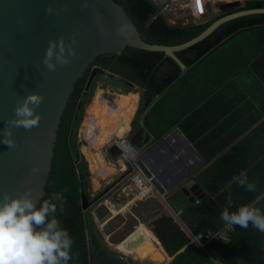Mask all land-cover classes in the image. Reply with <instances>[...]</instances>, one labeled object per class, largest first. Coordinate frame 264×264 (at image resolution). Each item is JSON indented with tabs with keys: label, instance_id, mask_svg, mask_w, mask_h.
Masks as SVG:
<instances>
[{
	"label": "crops",
	"instance_id": "0c3cea01",
	"mask_svg": "<svg viewBox=\"0 0 264 264\" xmlns=\"http://www.w3.org/2000/svg\"><path fill=\"white\" fill-rule=\"evenodd\" d=\"M245 33L255 34L256 40L229 45L239 34L218 46L194 67L182 69L186 79L164 97H153L147 107L137 87V93L128 94L112 85L98 89L103 95L104 92L112 95L115 107H110L103 95L101 101L118 114L113 116L111 131L97 138L95 148H101L105 161L114 165L116 172L101 182V187L108 184L102 194L106 193L104 198H108L103 204L112 214L110 231L102 232L93 220L120 264H126L119 259L124 252L113 246L122 244L137 228L152 234L153 239L148 240L153 251H158L162 257L150 255L155 264H170L175 256L194 244L192 228L181 218L184 209L201 205L206 198H211L210 209L204 208L203 212L220 214L228 198L232 201L229 211H234L251 197L254 198L248 203L251 205L263 200L264 31L242 34ZM140 105L143 113L135 122ZM126 107L134 108L126 134L130 140L141 130L139 165L152 178L154 187L164 199L155 195L138 196L140 193H133L135 185L130 180L121 185L126 166L108 154L107 146L114 138L117 116L125 117ZM81 134L86 141L83 127ZM109 135L112 137L107 142ZM85 141L82 142L83 153L89 163L90 150ZM107 157L111 160L107 161ZM90 168L89 163L91 173ZM241 171L255 183V191H246L232 182V176ZM119 176L121 178L117 179ZM185 189L186 194L182 192ZM164 216L178 225L188 238L186 245L175 254H170L154 233V222ZM130 260L132 264H142L136 255H130ZM212 264L222 263L213 261Z\"/></svg>",
	"mask_w": 264,
	"mask_h": 264
},
{
	"label": "water",
	"instance_id": "95a60500",
	"mask_svg": "<svg viewBox=\"0 0 264 264\" xmlns=\"http://www.w3.org/2000/svg\"><path fill=\"white\" fill-rule=\"evenodd\" d=\"M237 6L238 3L233 2L221 8ZM49 7L53 9L51 13L45 11ZM251 14H264V9L227 15L216 20L193 40L168 47L146 43L124 8L114 0H0V130L5 127L4 122L14 116V107L27 93L38 92L42 96L36 108V112L40 113L38 124L30 129L10 126L14 146L7 147L0 143V194L7 191L15 196L27 189L39 205L46 194L52 170L61 116L76 82L96 58L118 55L131 47L163 52L185 70L176 53L205 39L225 22ZM59 37L71 43L74 54L67 64H58L49 71L41 63V57L48 40ZM97 75L114 77L94 67L85 91H89ZM138 91L147 107L153 96L140 88ZM80 109L81 102L78 103L75 118ZM72 135L73 131L70 137ZM141 139L142 132L139 130L130 138V142L139 150ZM107 147L108 154L117 160L121 154L117 144L112 142ZM182 192L186 194V189ZM105 194L90 200L81 193L82 210L101 223L109 216L102 202ZM189 199L194 201V198ZM104 228L110 231L108 224ZM141 261L142 264L156 263L150 255Z\"/></svg>",
	"mask_w": 264,
	"mask_h": 264
},
{
	"label": "trees",
	"instance_id": "16d2710c",
	"mask_svg": "<svg viewBox=\"0 0 264 264\" xmlns=\"http://www.w3.org/2000/svg\"><path fill=\"white\" fill-rule=\"evenodd\" d=\"M121 5L148 44L174 47L185 44L200 36L216 20L245 10L264 9V0L247 1L243 7L230 8L217 19L198 26H173L158 14V8L150 0H114ZM246 31H264V14H251L225 22L212 34L195 45L176 53L187 68H192L215 48L228 43ZM94 67L101 68L114 76L97 75L89 91H85L90 72ZM180 66L163 52H153L137 48H126L118 55L99 56L79 79L68 99L57 131L52 170L42 200L52 198L58 203L56 218L72 237V259L69 264H120L115 254L108 248L101 232L89 212L81 206V193L89 197L87 187L90 180L89 163L78 142V132L83 118V109L89 101L95 83L100 78H109L125 88V93H137L135 87L150 93L153 97H164L171 89L184 81ZM81 109L75 118L78 103ZM143 113L139 106L134 121L138 122ZM73 131L72 137H70ZM253 197L246 199L248 204ZM41 200V201H42ZM40 201V202H41ZM62 202V211L60 203ZM211 198L201 205L190 206L182 211V220L192 228L194 234L216 231L225 223L219 213L211 211ZM255 207L264 212V198ZM212 216L209 220L208 217ZM195 217L200 218L195 219ZM191 220L198 223H192ZM200 220H204L201 221ZM154 233L163 247L175 254L186 243L185 233L170 218L162 217L154 222ZM264 264V233L251 225L247 229L236 225L232 241L227 244L209 242L204 248L190 244L179 253L170 264Z\"/></svg>",
	"mask_w": 264,
	"mask_h": 264
},
{
	"label": "clouds",
	"instance_id": "9594fccd",
	"mask_svg": "<svg viewBox=\"0 0 264 264\" xmlns=\"http://www.w3.org/2000/svg\"><path fill=\"white\" fill-rule=\"evenodd\" d=\"M45 11L51 13L53 9L49 7ZM73 54L71 43H66L63 37L49 39L41 63L51 71L58 64H67ZM41 101L42 96L38 92H29L16 104L14 116L7 119L5 127L0 130V143L13 147L15 141L11 127L30 129L38 124L40 113L36 112V108ZM231 179L246 191H255V183L249 181L243 171L234 174ZM231 205L232 201L228 198L220 212L222 222L243 229L251 225L264 233V212L260 208L243 204L229 211ZM57 208L58 203L51 197L37 206L27 189L15 196L7 191L0 194V264H69L73 258V240L56 218ZM60 208L62 211V202Z\"/></svg>",
	"mask_w": 264,
	"mask_h": 264
},
{
	"label": "built area",
	"instance_id": "2783aa9c",
	"mask_svg": "<svg viewBox=\"0 0 264 264\" xmlns=\"http://www.w3.org/2000/svg\"><path fill=\"white\" fill-rule=\"evenodd\" d=\"M158 8V14L163 16L170 25L173 26H198L207 24L224 14L228 9H222L221 6L237 2L240 8L247 1L252 0H150ZM119 147L121 154L117 159L126 166V179L136 183L139 192L145 193L144 196H159L164 199L154 187L152 178L148 177L139 165L140 153L135 148L125 134L122 138H114L113 141ZM111 142V143H112ZM236 231V225L224 224L216 231H209L207 234L199 232L192 234L194 244L204 248L209 242H219L229 244ZM120 260L126 264H132L129 254H122Z\"/></svg>",
	"mask_w": 264,
	"mask_h": 264
},
{
	"label": "bare ground",
	"instance_id": "6f19581e",
	"mask_svg": "<svg viewBox=\"0 0 264 264\" xmlns=\"http://www.w3.org/2000/svg\"><path fill=\"white\" fill-rule=\"evenodd\" d=\"M95 96L93 102L91 103L87 116L83 122V128L86 130V141L87 147L89 148V163L91 169V180L95 190L100 189L102 181L110 175L116 172V167L105 161L102 154L101 148H95L97 145V138L106 132H110L113 126V116L109 108H107L101 101L103 92L100 90L95 91ZM90 103V102H89ZM116 113L115 115H117ZM131 120L130 116L122 117L119 124L115 125L113 137L122 138L128 131V124ZM83 138V134H81ZM111 135L106 139L107 142L111 140ZM145 193H140L138 196H144ZM107 208V207H106ZM108 209V208H107ZM109 212V210H108ZM112 214L109 212L102 223L97 220L98 223L105 224L107 219H110ZM151 234V233H150ZM148 239H153L152 234L148 235L144 230L137 228L134 234L124 241L120 245H114L113 247L121 252L129 255H136V257L141 260L149 255H153L155 258L161 259V255L158 251H153V246ZM137 250V254H136Z\"/></svg>",
	"mask_w": 264,
	"mask_h": 264
},
{
	"label": "rangeland",
	"instance_id": "374dc122",
	"mask_svg": "<svg viewBox=\"0 0 264 264\" xmlns=\"http://www.w3.org/2000/svg\"><path fill=\"white\" fill-rule=\"evenodd\" d=\"M228 1H231V0H228ZM257 37V36H256ZM256 37H255V34H252V35H248V34H241L239 35L236 39H234L231 43H229V45L231 44H238V43H245V42H248V41H255L256 40ZM107 85H112L113 87H117V88H120L122 93L125 94V88L123 85H121L120 83L118 82H114L113 80H110L109 78H100L96 83H95V88L93 89L92 91V94H91V97L89 99V101L85 104L84 106V109H83V118H82V122H81V126H80V129H79V132H78V142L80 144V147L82 148V151L84 152V148L82 146V142H84L85 140L81 137V130H82V127H83V122L87 116V111L91 105V103L93 102V99H94V96H95V91H97L99 88H102L103 90L106 88ZM107 93L104 92V100L106 101V103L110 106V107H115V102L112 98V95H106ZM90 102V103H89ZM127 108V113H125L124 115L125 116H130L131 114H133V111H134V108L132 107H126ZM122 114H120L119 116H117V124L120 123L121 119H122ZM114 139V138H113ZM113 139L109 142L111 143L113 141ZM111 160V158H108L107 157V161ZM90 172V170H89ZM127 176L123 177L121 180H120V183L121 185H124L125 183H127L129 180L125 179ZM90 180H89V183H88V187H87V191H88V194H89V199L92 200L94 199L95 197L101 195L104 190L106 189V187L108 186V184H103V186L98 189V190H95L94 187H93V183H92V180H91V176L89 177ZM121 176L117 177V179H120ZM116 179V180H117ZM133 184L135 185L134 188H133V193L135 192L136 194L140 193L139 192V189L136 185V183L133 182ZM110 197V196H109ZM107 198L108 197H105L104 200H102V202L104 201H107ZM92 216V215H91ZM110 219H107L106 222H110L109 221ZM105 222V223H106ZM98 223V222H97ZM99 226L101 227V231L106 233V230L104 228L105 224H101V223H98ZM109 225V223H107ZM131 225V224H130Z\"/></svg>",
	"mask_w": 264,
	"mask_h": 264
}]
</instances>
